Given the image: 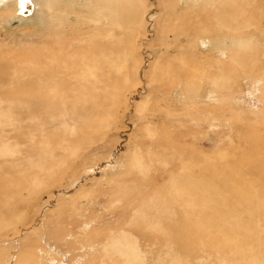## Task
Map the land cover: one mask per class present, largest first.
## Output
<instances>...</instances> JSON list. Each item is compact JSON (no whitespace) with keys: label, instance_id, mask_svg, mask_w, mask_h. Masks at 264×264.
Wrapping results in <instances>:
<instances>
[{"label":"rangeland","instance_id":"obj_1","mask_svg":"<svg viewBox=\"0 0 264 264\" xmlns=\"http://www.w3.org/2000/svg\"><path fill=\"white\" fill-rule=\"evenodd\" d=\"M179 1L0 10V264H264V0Z\"/></svg>","mask_w":264,"mask_h":264},{"label":"bare ground","instance_id":"obj_2","mask_svg":"<svg viewBox=\"0 0 264 264\" xmlns=\"http://www.w3.org/2000/svg\"><path fill=\"white\" fill-rule=\"evenodd\" d=\"M13 1H14V6L13 7H14V10L16 12V16L18 18H20L18 20L21 21V19H22V20L25 21V18H22V16L23 17H27V16H30V15L34 14L35 4L33 3V0H0V10L1 9L2 10H9L12 7L11 3ZM189 1H193V0H184V2H189ZM179 2H182V1L180 0ZM224 2H225V0H215L213 3H218V4H222L223 5ZM43 4L45 5L46 8H49V0H43ZM13 18L14 19H12V21L16 22L14 15H13ZM176 18L175 19L172 18V20L175 21ZM178 21H179V19H178ZM181 22H182V20H181ZM18 23H19V21H18ZM99 24H100L99 21L95 22L96 27H98ZM195 24L196 23L191 22V27H195ZM194 44L199 45V49L201 51H204V50L207 51L211 46H213L214 41L210 37L203 36V37H199V38L195 39V43ZM247 45H249V43L244 41L242 47H239L236 50L239 51V52L241 51L242 53L249 54L250 53L249 52L250 48L247 47ZM223 55H224V53L222 54V56ZM156 66H157V64H156ZM219 82L221 83L222 79L216 78L215 79V83L218 84ZM178 87L179 88L183 87V82L180 81V80L177 83V88ZM174 96H175V92H174ZM146 101H147V99H145V100L142 99L140 102L137 103V104H139L138 105V111H143L144 110V105H145ZM9 117H11V119L13 118V121H15L14 117L12 115H9ZM3 122H4V117L0 115V125ZM67 126L70 127L69 132H71L70 133L71 135H74V134H77V133L85 135V132L89 131L93 127V122L86 123V122H84L81 119L74 118V117H69L67 119ZM94 127L96 128L95 125H94ZM40 130L41 131L43 130L42 126H41ZM13 132H15V130H13ZM147 133L149 135L152 134L150 129L147 130ZM7 134H8V132L5 130V128L4 127H0V137H1L2 140H3V137H5ZM8 137L11 138L10 134H8ZM2 148H3V146L0 149H2ZM151 225L149 226V228H151ZM154 228H157V225ZM85 235H86V233H85ZM137 236L134 235L131 231L130 232L127 231V229H120L118 232H114V231L110 232V237H109L108 241L106 242V244L103 246V252L102 253H103L104 259H103V261L101 260L97 264H107V262H109V261L114 263V264H156L154 257H155L156 254H158V251H155V252L153 251V247H154L153 244L154 243L152 244V242L150 240H147L146 243L145 242L141 243V239H139ZM142 241H145V240H142ZM89 249H92V248H89ZM173 261L172 260L168 261L166 264H175Z\"/></svg>","mask_w":264,"mask_h":264}]
</instances>
